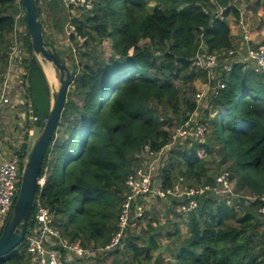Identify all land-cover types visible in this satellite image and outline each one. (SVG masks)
Here are the masks:
<instances>
[{
    "label": "trees",
    "instance_id": "trees-1",
    "mask_svg": "<svg viewBox=\"0 0 264 264\" xmlns=\"http://www.w3.org/2000/svg\"><path fill=\"white\" fill-rule=\"evenodd\" d=\"M16 1L0 0V70L8 66L7 50L14 42L9 35L15 28ZM178 1L184 5L172 6ZM237 3L158 0L150 5L149 0H94L91 10L71 18L84 45L88 39L109 38L112 51L106 61L90 56L91 61L81 65L66 56L71 83L43 158L44 182L36 195L54 213V226L63 237L84 247L109 241L132 161L139 160L137 154L145 144L160 150L170 140L172 117L177 116V125L183 124L196 108L194 102L180 97L179 86L191 87L198 75L206 73L192 65L201 43L210 51L235 46L229 17L240 21ZM144 39L147 43L141 44ZM24 42L29 53L25 104L31 105L37 118L32 124L41 129L49 112L50 90L28 33ZM230 62L231 69L222 73L224 88L211 95L201 118L204 140L192 138L189 145L171 148L162 175L165 185L179 176L187 186L212 184L216 175L211 165L218 158L216 168L224 165L229 171L235 192L246 191L254 199L245 203L240 195L229 204L211 194L197 197V208L185 217V234L179 229L184 220L180 211L175 213L178 221L172 223L173 229L163 234L162 227L150 219L140 233L126 238L123 247L107 254L113 264H264V225L258 212V197L264 194V75ZM32 91L37 98L47 95L45 110L38 111L30 101ZM23 138L21 164L31 141L27 132ZM237 203L242 212L235 209ZM160 236L170 240V259L162 256ZM0 264H33L25 242L1 256Z\"/></svg>",
    "mask_w": 264,
    "mask_h": 264
},
{
    "label": "built area",
    "instance_id": "built-area-1",
    "mask_svg": "<svg viewBox=\"0 0 264 264\" xmlns=\"http://www.w3.org/2000/svg\"><path fill=\"white\" fill-rule=\"evenodd\" d=\"M69 11L75 10L89 11L93 8L94 0H59ZM20 0L16 1L15 27L18 22L24 19L25 11L20 6ZM245 8H240L239 25L243 28L241 38L234 47L224 48L217 51H210L205 43H201L196 55L192 60V65L207 75L213 73L218 67L222 71L231 69V62H240L252 68L253 72L264 75V42L253 43L252 32L244 26ZM24 36L27 33L26 23L23 20V27L20 26ZM9 55V67L13 70L19 62L20 55L24 53L26 59L29 53L23 39H15L11 45ZM223 79L216 80V93L224 88ZM199 94L197 97L199 98ZM23 101L20 94L12 99L8 89L0 88V113L7 107H15ZM31 121L36 120V116L30 114ZM32 128L28 132H32ZM206 127L201 122L199 116L193 120L190 116L183 124L173 127L170 131V140L160 150L155 151L150 144H145L140 149L137 157L140 162L131 169L124 179L126 193L120 205L116 229L112 232L109 241L104 246L84 247L79 242L69 241L63 237L54 226V213H52L39 198H35L33 205V225L25 233L24 242L26 251L31 257L33 264H81L84 260L97 259L101 264H111L103 262L104 257L110 252L123 247L126 238L133 233L144 216V201L151 198L177 201L178 211L187 215L198 206L197 197L214 195L221 199L230 201L237 194L234 190V181L230 177L228 170H221L216 174L213 183L199 186H187L185 178L179 176L169 185L164 184L162 173L158 171V160L164 155L166 148L172 145L182 144L183 141L195 138L203 141ZM22 144V143H21ZM11 149L5 153L0 147V233L13 209L20 185L23 163L20 162L19 149ZM25 159V158H24ZM161 173V176H160ZM44 182V176L40 177L39 185ZM260 206L258 212L264 225V194L259 196Z\"/></svg>",
    "mask_w": 264,
    "mask_h": 264
},
{
    "label": "rangeland",
    "instance_id": "rangeland-1",
    "mask_svg": "<svg viewBox=\"0 0 264 264\" xmlns=\"http://www.w3.org/2000/svg\"><path fill=\"white\" fill-rule=\"evenodd\" d=\"M59 1V0H58ZM156 1L158 0H149V4L153 5ZM234 3H237L239 0H233ZM256 2V3H255ZM60 3V1H59ZM184 5V1H178L176 3H173L172 6L175 7H182ZM237 6L239 8H245L246 12L244 13V26L248 28L254 37L253 43H261L264 41V0H250L249 2L246 0H241L239 3H237ZM64 7V6H63ZM86 11H81V10H75L73 12L69 11L66 7H64V13L61 17V23L59 26L54 27V30L51 29V31L46 27V35L47 37L45 38L50 49L53 51H57L62 54V57L68 56V57H73L74 60L81 65L82 62L85 60H90V56H94L95 58H98L100 60H107L109 57L112 48H111V40L109 38L104 39L102 42L99 41H94L91 39H88L86 42V45H84L85 39L83 37H80L76 32L74 26L71 25V18L73 17H79L82 14H85ZM230 21V27H231V33L234 32L236 33V36H240L242 34V26L239 25V21H235L232 17H229ZM22 26L23 27V19H21L18 22L17 27L14 28V31L12 32L11 35H9V38L11 37L12 41L15 39H23L24 37V32L19 30ZM70 35H73L75 37L74 40L70 38ZM9 38H7L9 40ZM141 44L147 43V40H141ZM12 45V44H11ZM10 45V46H11ZM9 55L11 52V49L7 50ZM83 51H90L88 55L82 54ZM217 51V50H216ZM91 61V60H90ZM67 64L70 63V59L66 58ZM28 73L27 69V62H26V57L24 56V53L20 55L19 62L16 63V66L13 70L8 66L5 67V69L0 70V88L5 86L8 91L9 95L12 99L15 100V97L20 94V98L23 101L21 104L22 108L26 110H29V103L28 106L26 103L27 98L25 97V85H27V79L24 77L25 74ZM222 69L221 67H218L216 70L213 71V73H207L198 75L195 80L192 82L190 85L191 87L185 86H179L180 87V97L184 99H189L190 102L195 103V110L190 114V117L195 120L199 116L201 119L203 115L205 114L206 109H208L209 101L211 98V95L216 93L217 87H216V80L217 79H222ZM58 70H56L55 77L52 75L49 77V90H50V100H49V106L51 102V91L53 89H57L59 86V81H58ZM179 85V82H175ZM194 88L192 90L191 88ZM197 94H199V98L197 97ZM29 98L30 101L34 102L35 107L38 109V111H43L46 109V103H47V95L44 94L42 97L37 98L36 94L34 91L29 93ZM29 102V100H28ZM18 105V104H17ZM160 107V106H159ZM161 110L164 113H168L170 117L173 115L168 109L165 107L161 106ZM186 105L181 104V110L186 112ZM178 115H181L180 113ZM182 116V115H181ZM173 127H177V116H173ZM28 124V121L26 122ZM33 125V124H31ZM34 126V125H33ZM172 127V128H173ZM39 128L34 126V131L29 132L31 135L32 133L34 136H36L39 133ZM32 136V137H34ZM30 141V140H29ZM30 143V142H29ZM189 145V141H183L182 145ZM175 144L172 145V149L176 147ZM170 149L166 148L164 155L161 157V159L158 160L157 168L158 171L163 174V169L166 165L167 159L169 158L170 154ZM217 160L218 158H215V163H213L211 166L213 167V173L214 175L218 174L221 170L225 169V166H221L219 168H216L217 166ZM140 160L134 159L132 161L131 169L135 168ZM160 173V176H161ZM163 177V175L161 176ZM237 196L232 197L230 199L229 204H232L235 199L240 197H243L246 201H252L254 199L253 196L249 195L246 191H240L236 192ZM144 207H145V212L144 216L140 220L137 229L134 231V233H140L141 229H144L151 219L153 221V225L155 226H161V233H165L167 230H172L173 225L172 223L178 221V214L175 213H180L178 211L177 207V201H170V200H163L159 198H151L149 200L144 201ZM235 209H237L239 212L243 211V207L237 203L234 204ZM175 209V210H173ZM184 220L179 222V229L181 234H185L188 231V228L185 224V217L187 215H183ZM160 243L162 246L164 245V250L161 253L162 256L167 260L171 258V254L167 251V245H170V240L160 236ZM162 248V247H161ZM112 255H106L104 257L105 261H108L107 259L110 258L108 262L113 264V260L111 259ZM104 261V262H105Z\"/></svg>",
    "mask_w": 264,
    "mask_h": 264
},
{
    "label": "water",
    "instance_id": "water-1",
    "mask_svg": "<svg viewBox=\"0 0 264 264\" xmlns=\"http://www.w3.org/2000/svg\"><path fill=\"white\" fill-rule=\"evenodd\" d=\"M25 11V23L31 49L42 65L58 70L59 86L51 91L48 115L39 133L32 137L25 155L19 190L15 205L0 233V257L17 248L24 241L25 233L32 227L31 211L37 195L42 162L48 144L57 128L71 83V71L65 57H57L44 38L39 16L38 0H20ZM30 114H33L31 111ZM162 246V251L164 250Z\"/></svg>",
    "mask_w": 264,
    "mask_h": 264
},
{
    "label": "crops",
    "instance_id": "crops-1",
    "mask_svg": "<svg viewBox=\"0 0 264 264\" xmlns=\"http://www.w3.org/2000/svg\"><path fill=\"white\" fill-rule=\"evenodd\" d=\"M38 6L39 16L42 21L44 35L46 38V27L51 25L47 27L51 31V29L54 30V27L59 26L61 23V17L64 13V7L61 2L59 3L58 0H39ZM231 34L233 44L236 45L239 42L242 34H240V36H236V33L234 32ZM41 68L44 72L47 82L49 83V77L52 75L55 77L56 69L53 66L50 68H45V65L42 64ZM21 104L16 105L15 107H7L0 113V147L5 153H9L11 152V149L17 148L18 145L23 142V137L26 132L29 139H32V136H34L33 133L31 135L28 132L31 128L34 131V128L31 125L32 121L29 118L30 113H26V110L21 107ZM27 121L29 124L28 128L26 126ZM98 261L101 262V260L89 259L82 261L81 264H98Z\"/></svg>",
    "mask_w": 264,
    "mask_h": 264
},
{
    "label": "bare ground",
    "instance_id": "bare-ground-1",
    "mask_svg": "<svg viewBox=\"0 0 264 264\" xmlns=\"http://www.w3.org/2000/svg\"><path fill=\"white\" fill-rule=\"evenodd\" d=\"M50 67H52L51 65H45V68H50Z\"/></svg>",
    "mask_w": 264,
    "mask_h": 264
}]
</instances>
